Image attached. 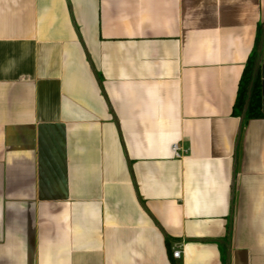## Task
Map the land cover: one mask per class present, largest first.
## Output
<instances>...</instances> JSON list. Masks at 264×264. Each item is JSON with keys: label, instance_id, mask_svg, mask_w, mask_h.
I'll list each match as a JSON object with an SVG mask.
<instances>
[{"label": "crops", "instance_id": "0c3cea01", "mask_svg": "<svg viewBox=\"0 0 264 264\" xmlns=\"http://www.w3.org/2000/svg\"><path fill=\"white\" fill-rule=\"evenodd\" d=\"M0 264H264V0H0Z\"/></svg>", "mask_w": 264, "mask_h": 264}, {"label": "trees", "instance_id": "16d2710c", "mask_svg": "<svg viewBox=\"0 0 264 264\" xmlns=\"http://www.w3.org/2000/svg\"><path fill=\"white\" fill-rule=\"evenodd\" d=\"M258 53L250 56L240 80L238 99L235 105V112L240 113L244 110L248 102L247 116L261 117L260 110L261 89L259 87V70L256 69Z\"/></svg>", "mask_w": 264, "mask_h": 264}, {"label": "built area", "instance_id": "2783aa9c", "mask_svg": "<svg viewBox=\"0 0 264 264\" xmlns=\"http://www.w3.org/2000/svg\"><path fill=\"white\" fill-rule=\"evenodd\" d=\"M172 151L175 157H182L184 155V153L186 152V150H182L180 145L178 143L173 144L172 146ZM181 249L180 246H178L177 248L173 249V257L174 258H179L181 255Z\"/></svg>", "mask_w": 264, "mask_h": 264}]
</instances>
